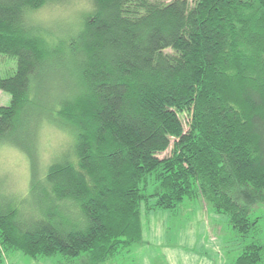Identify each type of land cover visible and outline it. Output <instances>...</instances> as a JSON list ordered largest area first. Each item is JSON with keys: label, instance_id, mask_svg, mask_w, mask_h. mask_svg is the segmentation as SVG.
I'll use <instances>...</instances> for the list:
<instances>
[{"label": "trees", "instance_id": "16d2710c", "mask_svg": "<svg viewBox=\"0 0 264 264\" xmlns=\"http://www.w3.org/2000/svg\"><path fill=\"white\" fill-rule=\"evenodd\" d=\"M65 1L0 0V57L16 64L0 139L33 146L52 65L66 87L49 126L72 135L42 171L24 154L32 183L0 201L3 251L104 264L139 243L141 212L188 201L227 217L232 264H264V0H88L47 58L33 16Z\"/></svg>", "mask_w": 264, "mask_h": 264}, {"label": "rangeland", "instance_id": "374dc122", "mask_svg": "<svg viewBox=\"0 0 264 264\" xmlns=\"http://www.w3.org/2000/svg\"><path fill=\"white\" fill-rule=\"evenodd\" d=\"M87 1L68 0L61 5L50 6L34 14L33 18L35 17L36 24L39 26L36 27L39 31L36 38L40 43L41 54L45 53L49 58L48 56L53 53L54 44L67 47H65L67 40L78 32L76 31L78 25L83 21L84 13L82 12L88 10ZM15 69L14 60L0 57V78H7ZM53 70H57L55 65L47 66V70L37 71V74L45 80H41L40 86L35 88L36 98L41 106L39 111L42 109V115L38 131L32 137L34 138L33 146L21 147L26 149L24 153L20 146L6 143L5 138L0 139L1 202L9 201V199L22 202L20 199L24 198L30 189L31 170L24 154L27 153L30 156V160L37 166V171H42L62 154H70L72 135L69 136L57 126L55 128L52 126L54 123L57 124L53 117L57 109L55 108L57 99L62 97L66 87L64 84L57 83L59 76L56 78L57 73ZM10 100V95L0 91V107L10 104ZM50 124L52 125L49 126ZM170 150L158 158L169 156ZM32 200L33 197L29 203ZM254 216L258 217L264 242V208H260ZM140 219L142 234L139 243L127 252L123 251L112 257L104 264H232L234 253L227 252L228 249L232 250L231 245L235 244V240L227 217L216 215L211 210L207 211V208L199 202L185 201L173 213L157 211L145 214L141 212ZM79 261L78 264H86L85 259ZM0 264L56 263L54 260L47 259L32 261L18 253L5 252L0 247Z\"/></svg>", "mask_w": 264, "mask_h": 264}, {"label": "bare ground", "instance_id": "6f19581e", "mask_svg": "<svg viewBox=\"0 0 264 264\" xmlns=\"http://www.w3.org/2000/svg\"><path fill=\"white\" fill-rule=\"evenodd\" d=\"M48 195V194H47Z\"/></svg>", "mask_w": 264, "mask_h": 264}]
</instances>
